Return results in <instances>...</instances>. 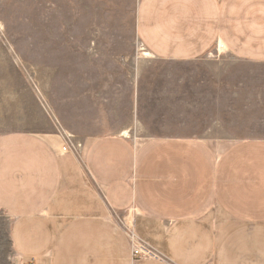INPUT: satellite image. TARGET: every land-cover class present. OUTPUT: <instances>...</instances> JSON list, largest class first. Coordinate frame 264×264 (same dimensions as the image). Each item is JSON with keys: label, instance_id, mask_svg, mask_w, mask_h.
I'll use <instances>...</instances> for the list:
<instances>
[{"label": "crops", "instance_id": "0c3cea01", "mask_svg": "<svg viewBox=\"0 0 264 264\" xmlns=\"http://www.w3.org/2000/svg\"><path fill=\"white\" fill-rule=\"evenodd\" d=\"M136 34L150 57L124 122L80 151L0 130V214L21 257L264 264V0H140ZM124 223L156 258L135 257Z\"/></svg>", "mask_w": 264, "mask_h": 264}, {"label": "rangeland", "instance_id": "374dc122", "mask_svg": "<svg viewBox=\"0 0 264 264\" xmlns=\"http://www.w3.org/2000/svg\"><path fill=\"white\" fill-rule=\"evenodd\" d=\"M139 2L0 0V130L80 151L84 133L124 122L131 71L150 57L136 34ZM27 260L0 214V264Z\"/></svg>", "mask_w": 264, "mask_h": 264}, {"label": "built area", "instance_id": "2783aa9c", "mask_svg": "<svg viewBox=\"0 0 264 264\" xmlns=\"http://www.w3.org/2000/svg\"><path fill=\"white\" fill-rule=\"evenodd\" d=\"M127 228L128 235L130 239L132 240L133 247H134V253L136 258H156V253L148 248L146 245H144L139 238L137 237L136 233L133 230L132 225L124 223ZM28 263L25 264H35L32 260H27Z\"/></svg>", "mask_w": 264, "mask_h": 264}, {"label": "bare ground", "instance_id": "6f19581e", "mask_svg": "<svg viewBox=\"0 0 264 264\" xmlns=\"http://www.w3.org/2000/svg\"><path fill=\"white\" fill-rule=\"evenodd\" d=\"M11 238L18 256L21 257L19 237L11 230Z\"/></svg>", "mask_w": 264, "mask_h": 264}]
</instances>
